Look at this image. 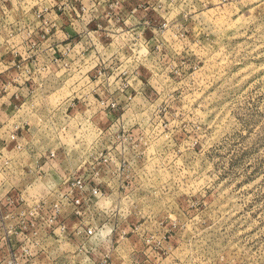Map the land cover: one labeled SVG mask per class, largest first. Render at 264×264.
<instances>
[{
    "label": "rangeland",
    "instance_id": "obj_1",
    "mask_svg": "<svg viewBox=\"0 0 264 264\" xmlns=\"http://www.w3.org/2000/svg\"><path fill=\"white\" fill-rule=\"evenodd\" d=\"M77 1L80 4L74 10L72 7ZM81 1L66 0L69 5L72 4L73 13L90 19L89 10L86 11ZM131 1L133 6L128 8V13L132 12L133 7H139V0ZM16 3L19 4L18 8L14 4L8 5V13L0 10V30L7 27L11 32L9 39L19 34L16 41L20 45L29 31H24L21 36V31H14L9 21H17L28 15L34 18L36 27L39 24L37 16L46 13V9L39 7L37 0H16ZM193 3L198 5L195 12L188 9L178 11L175 6L165 9L171 20L144 3L148 14L140 20V25L144 21L149 24L142 33L141 43L144 47L135 55L144 61L137 63V82L147 85L145 95H153V100L148 102L151 118L135 111L125 114L124 110L116 113V118L123 117L126 121L147 119L151 128L147 129L148 143L144 145V151L145 159L153 167L163 168L174 162L176 168L187 172L189 169L183 167L185 164L197 166L198 170L191 180H206L212 185L205 190V197L197 207L203 210L208 204L224 205L217 215L227 214L229 217L225 226H232L230 235L234 237L232 253L235 255L231 258L235 264H264V0H193ZM108 12L112 13L111 7H105L103 12L97 10L102 14ZM194 16L200 20H194ZM99 19L97 24L100 26L94 27L93 23L90 28L87 24V32L78 39L80 42L76 44L77 52L74 55L83 59L74 70L73 55L67 54L68 51L63 55L68 64L72 62L73 65L70 68L62 65L64 68L57 74L71 71L64 82L68 89L76 83L83 87L85 81L94 84L99 76L98 70L109 71L101 64H92L90 59L99 56L96 49L107 53L113 44V35L107 34L110 24L107 25L103 15ZM116 24V27L123 26L119 22ZM11 51L10 45L0 48V57L5 58ZM174 51L179 54L169 55ZM163 57L168 59L164 60ZM128 58H131L130 54ZM67 62L64 60L65 64ZM128 91L133 97L136 96L135 89L130 85ZM161 98L164 102H161ZM68 99V96L58 93L51 97V102L64 106ZM81 99V96L73 93L71 104L79 105ZM90 100L100 103L101 97L98 93L91 94ZM152 103H158V109H151ZM22 108L16 107V114L13 113L14 117L8 119L6 127L9 132L6 128L0 134V142L10 141L8 136L18 131L13 129L14 126H19V130L22 125L29 128L25 138L26 150L19 152L9 148L0 151V172L8 170L10 164L16 169L15 179H8L0 185V195L10 184L23 186L25 182L21 177L28 173V169L32 170V174H43L34 181L31 189L24 192V198L27 195L33 199L34 206L44 202L48 210L44 212L40 208L38 215L25 218L27 225L24 229L36 241L35 245L40 247L51 243L52 248L63 245V251L58 254L59 264H159L160 261L169 264L176 254L175 250L180 247L179 237L174 231L165 233V240L175 237L172 253L165 254L147 247L143 252L137 250L136 241L142 233L146 234L145 230L158 215L145 205L129 209L125 218L127 227L121 231L113 225L114 230L109 233L106 243L102 242L99 247L91 243L90 238L94 233L88 235L84 230L95 226L103 231L106 224L118 220L119 214L98 218L92 213L89 205L96 197L89 198L87 189L83 191L74 186L76 179L70 178L65 171L69 165L57 158L66 149L57 148L54 155L50 148L41 147L37 142L44 133V121L33 112L29 115L27 110L21 111ZM104 111L112 113V106L109 105ZM67 114L72 115V107H67ZM132 126L140 128L141 124L134 123ZM169 144L180 146V151L175 147L169 149ZM185 149L191 153L187 161L180 158L181 151ZM39 152H43V155H38ZM107 155L105 151L104 156ZM153 155L157 159H152ZM39 157L53 161L37 172L36 160ZM88 167L86 164L76 172V177L87 187H97L103 192V185L82 179ZM103 167L104 157H101L96 162L95 170ZM124 190L121 189L122 192ZM129 195L130 199L136 198L135 194ZM186 199L181 197L177 204L182 207ZM99 203L106 205L107 201L101 200ZM1 205L4 208V224H10L12 215L7 210L8 204ZM54 205L58 208L57 213L60 211L62 215L59 223L66 226L63 230L54 224L55 219L52 223L47 221L50 210L55 209ZM0 221H3L1 214ZM78 228H81V233H78ZM2 237L7 243L15 239L14 233L5 236L4 231L0 230V239ZM4 248L0 249V264H9V251L7 247ZM93 248L96 250L93 251ZM11 255H16L20 261L21 251L16 247ZM37 256H41L40 251Z\"/></svg>",
    "mask_w": 264,
    "mask_h": 264
},
{
    "label": "clouds",
    "instance_id": "obj_2",
    "mask_svg": "<svg viewBox=\"0 0 264 264\" xmlns=\"http://www.w3.org/2000/svg\"><path fill=\"white\" fill-rule=\"evenodd\" d=\"M53 2L54 0H37L38 6L42 9L50 8ZM82 2L86 11L91 10L96 14H99L97 9L103 12L107 6L112 8V13L105 15L104 18L109 19L110 28L107 34L113 35V44L107 53L96 49L100 53L99 56L90 58L92 64H101L109 71L98 70L99 76L94 84L85 81L83 87L76 83L71 89L64 86L65 80L71 75L70 70L57 74L54 70L42 72L37 69L30 76L23 75L14 79H18L20 83L25 79L33 81L31 88L24 90L25 107L21 111L30 109L44 121V133L37 143L43 148H50L54 155L57 148L66 149L57 158L67 162L69 167H66L65 171L72 179L79 180L75 173L86 164L89 165L82 179L104 186L103 192L96 188L88 191L89 198L96 197L89 205L92 213L98 218L119 214L118 220L114 219L106 224L103 231L93 227L91 243L98 247L102 242L106 243L109 233L114 230L113 225L121 231L127 227L125 218L129 214V209L145 205L158 215L145 230L146 234L142 233L136 241L139 252H143L147 247L150 250L163 251L165 254L172 253L175 237L165 240V233L174 231L179 237L180 247L175 250L176 254L169 260V264H235L231 258L235 255L232 253L235 247L232 244L234 237L230 235L232 226H225L229 217L227 214L217 215L224 205L208 204L203 210L197 207L205 197V190L212 186L206 180H191L198 167L185 164L183 167L189 169L187 172L176 168L174 162L163 168L153 167L145 159L144 145L148 143L146 135L149 134L147 129L151 128L147 119L126 121L123 117L116 118V113L121 110H124L125 114L135 111L141 116H149L151 111L148 102L153 100V95H145L147 85L137 82L136 71L137 63L144 62L140 56L135 55L144 47L141 43L142 33L148 26L147 21L140 25V20L148 14V8L143 7L144 3H148L150 8L158 9L169 20L172 17L164 12L165 9L175 6L178 11L188 9L195 12L198 5L194 4L193 0H171V3L169 0H139V7H133L132 12L128 13L123 8L128 0H114V3L110 0L109 3H106V0H99L98 3L94 0ZM9 4L19 7L16 0H0V10L8 13ZM193 19L200 20L198 16H194ZM121 20L124 22L122 27H116L112 23ZM9 22L13 24L14 31H21V36L24 31H31L35 26L34 18L28 15ZM10 36L11 32L7 27L0 30V48H7L9 45L17 47L18 42L15 38L9 39ZM178 54L175 51L169 53ZM73 59L74 70L83 57L74 55ZM163 59L167 60L168 57ZM3 71L6 69L0 66V72ZM129 85L135 89V97L128 91ZM58 93L69 97L64 106L51 102V97ZM73 93L81 96L79 105L71 104ZM96 93L101 97L100 103L90 100V95ZM161 102H164L163 98ZM6 103V97L0 100V104ZM109 105L112 106V113L104 111ZM67 107H72V115L67 114ZM151 109H158V103H152ZM134 123H140L141 127L133 128ZM167 147L169 149L175 147L180 151V146L169 144ZM105 151L108 153L107 156H104ZM38 155H43V152H39ZM190 156L191 153L186 149L181 151L182 160L187 161ZM101 157H104V167L96 171V162ZM151 158L157 159L155 155ZM15 171L14 165H8V170L0 172V181L15 179ZM121 189L125 190L122 192ZM129 194H135L136 198L130 199ZM181 197H187L182 207L177 204ZM101 200H106V205L99 203ZM11 229L12 224L5 225L0 221V230L4 231L5 236L11 233ZM20 238L24 239L22 235ZM63 248V245L52 248L51 243H46L37 249L36 246L26 243L21 249L19 264H59L58 254ZM41 249L43 250L41 256H37ZM159 264H163V261Z\"/></svg>",
    "mask_w": 264,
    "mask_h": 264
},
{
    "label": "crops",
    "instance_id": "obj_3",
    "mask_svg": "<svg viewBox=\"0 0 264 264\" xmlns=\"http://www.w3.org/2000/svg\"><path fill=\"white\" fill-rule=\"evenodd\" d=\"M94 1L97 3L99 2V0ZM110 2L114 3V0H110ZM77 3L78 1L73 4L72 8L74 10L77 9L76 5L80 4ZM106 3H109V0H106ZM131 3H133V1L128 0V2L123 5L124 11H127L129 7L133 6ZM71 6L72 4L69 5L66 0H63V2H61V0H54V2L51 4V7L46 9V13H42L37 16L39 18V24L31 29V31L26 33L25 40H22V43L20 45H17L16 48H13L10 45V47L12 48L11 53L8 52L5 55V58L0 57V66H3L6 69V71L0 72V100H3L5 97L7 98L6 104H0V134H2L3 131L6 130V128L8 130V127H6L8 126L7 123L9 124L8 119L14 117V114H16V107H25L23 103L25 95L24 90L30 89L33 83L31 79H25L23 80V83H20L18 79H14V77L21 78L23 75L30 76L35 73L37 69H40L42 72L54 70L56 73H59V71L64 68V66L62 65H67L69 66L68 68H70V65H73L72 62L68 64L66 57L64 58L63 55L68 51L67 54H72L73 59L74 52H77L76 44L77 42H80V40L78 39H80L81 36H83V34L87 32L86 25L89 24L88 27H90L94 23L93 26L98 27L100 26L97 24V22L100 21V19L98 20V17L102 18V15L105 16L107 14H110L109 12L105 14H96L89 10L88 14H90L89 18H91L85 19V15H80V13H73V9H71ZM106 8L110 9V6H107ZM68 9H70L71 11H68ZM84 14H86V12ZM51 17H55V19H52ZM106 22L108 25L109 19H106ZM112 23L115 24V26L117 25L116 21H112ZM119 23L124 24L122 20L119 21ZM107 27L110 28L109 25ZM92 32L97 31L93 30ZM17 35L19 34L13 35L15 40H17L18 38ZM61 56L62 59L60 61ZM64 60L67 62V64L64 63ZM27 111L29 115L32 113L30 109H28ZM15 128L18 131H12L15 134L11 133V135L8 136L10 137V141L0 142V151L5 149L9 150V148L12 151L16 150L19 152L21 150H26L27 142L25 138H27L26 136L28 134L26 131H28L29 128H26L25 125L20 126V130L19 126H14L13 129ZM7 132H9V130ZM12 136L14 137L12 138ZM51 161L53 160L39 157L36 160V163L38 165L36 164L37 169L35 171L39 172V169L41 167L47 166ZM31 171L32 170L28 169V173H25V175L21 177L25 182L23 186L21 185L18 187L16 185L13 186L10 184V187L7 190H4L0 195V200L1 198L4 199L1 200V202L8 204L7 210L11 211L10 215H12V219L10 224H12V227L16 229V232L14 234V241L18 242L17 245L21 244L24 246L26 243L36 246L35 243H33V240L17 230L19 221L22 219V216H20V212L33 209L35 204L33 202V199H30L27 195L25 197L26 199L24 198V192L26 193V191L31 189L32 185L34 186V181H37V179L43 177V174L36 175V173L32 174ZM3 184L4 181H0V185ZM45 193L47 194L48 191ZM10 199H12L13 201L10 202ZM23 199H25L26 201H23ZM2 203H0L1 212L4 210V208H2L3 206L1 205ZM61 217L62 215L59 211V214L56 216V222L54 224H58L57 228L63 230L64 228H66V226L59 223ZM13 221L15 222L13 223ZM21 235L24 237V239L20 238ZM3 244L5 245L4 247H6L3 238H1L0 249L4 250L5 248L2 247ZM36 248L39 249L40 247L37 245ZM40 252L42 251L40 250Z\"/></svg>",
    "mask_w": 264,
    "mask_h": 264
},
{
    "label": "built area",
    "instance_id": "obj_4",
    "mask_svg": "<svg viewBox=\"0 0 264 264\" xmlns=\"http://www.w3.org/2000/svg\"><path fill=\"white\" fill-rule=\"evenodd\" d=\"M14 136H12V138H13ZM74 186L76 185V187H78V188H80L81 190H88L89 191V189H91V188H96V189H98L97 187H87L85 184H83L82 183V181H81V179H79V180H75L74 181V184H73ZM100 191V190H99ZM11 201L10 202H12L13 200L12 199H10ZM43 203L44 202H41V204H36L34 207H33V209H31V210H27V211H21L20 213V216H22V219L19 221V224H18V231L20 232V233H22V234H25L27 237H29L30 239H32L31 237H30V235L26 232V230L24 229L26 226L25 225H27V223H26V216H27V218H30V216L31 215H35V214H37L38 215V211L40 210V208H42V210L44 211V212H48V210L46 211V207H45V205H43ZM55 207H57V206H55L54 205V208ZM45 209V210H44ZM52 210V211H51ZM50 210V213H49V217H48V219H47V221L49 222V223H52L53 221H54V219L56 220V216H57V212H58V208H55V209H51ZM0 214L2 215V220H3V223L5 222V220H4V214L1 212V210H0ZM10 214H11V212H10ZM6 225V224H5ZM33 225V224H32ZM41 228V227H40ZM62 228H63V226H62ZM81 228H78V233H81ZM15 232H16V229H14L13 227H12V229H11V233H14L15 234ZM24 232V233H23ZM84 233L85 234H88V235H92L93 234V228L92 227H88V228H86L85 230H84ZM3 239H4V237H2ZM33 240V239H32ZM4 243L6 244V247H7V250L9 251V260H8V263L9 264H17V261H19V259H18V257H16V255H11V252L14 250V247H16L18 250H20L21 251V249L24 247V245H17L18 244V242L17 241H14V242H9V243H7L6 241H4ZM33 243H35V244H37L36 243V241H34L33 240ZM9 245H10V247H9ZM19 246V247H18ZM15 254V253H14ZM21 255H22V253H21ZM20 255V256H21Z\"/></svg>",
    "mask_w": 264,
    "mask_h": 264
}]
</instances>
